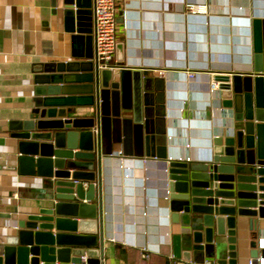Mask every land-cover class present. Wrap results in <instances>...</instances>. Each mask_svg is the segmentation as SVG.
<instances>
[{
  "label": "water",
  "instance_id": "95a60500",
  "mask_svg": "<svg viewBox=\"0 0 264 264\" xmlns=\"http://www.w3.org/2000/svg\"><path fill=\"white\" fill-rule=\"evenodd\" d=\"M51 4L61 8L70 54L64 61L34 65L31 103L22 118L9 121L7 129L12 168L20 176L41 180L45 204L15 209L24 216L0 241V264H103L102 237L80 233L78 219L102 221L97 130L104 118L105 95L119 91L126 78L134 95V122L145 133L146 155L166 160L162 208L178 226L171 241V264H236L241 249L237 230L244 220L254 232L252 247L261 243L257 236L264 230L260 21L254 20L255 55L245 76L248 80H240L236 73H214L218 84L213 107L221 109L227 122L215 134L210 154L204 160H173L165 150V79L149 75L148 70L120 67L119 80H113L114 69L98 68L93 57L88 6L82 0H51ZM84 106L92 113L82 117L77 108Z\"/></svg>",
  "mask_w": 264,
  "mask_h": 264
},
{
  "label": "crops",
  "instance_id": "0c3cea01",
  "mask_svg": "<svg viewBox=\"0 0 264 264\" xmlns=\"http://www.w3.org/2000/svg\"><path fill=\"white\" fill-rule=\"evenodd\" d=\"M115 64L148 70L165 79V150L169 159L204 160L215 134L227 122L213 107L215 72L236 73L248 80L254 64V20L261 25L264 49V0H118ZM91 11L93 3L82 0ZM207 5L206 14H191L188 4ZM60 6L51 0H0V241L15 231V209L44 206L41 180L18 175L8 123L22 118L31 103L32 69L50 60L64 61L71 51ZM83 47V46H82ZM82 50H85L84 47ZM91 51L94 57V40ZM114 69L113 80H119ZM187 72H193L190 78ZM130 79L105 95L99 134L102 152V221L78 219L80 233L103 239V264H171L172 225L163 211L166 160L148 156L145 133L134 122ZM92 108H77L88 116ZM255 156V155H254ZM96 170V169H95ZM97 171V170H96ZM98 172V171H97ZM86 191L88 182L83 184ZM262 230V229H261ZM254 232L244 220L237 230L236 264H264V230L256 248ZM263 240V241H262ZM5 242V241H4Z\"/></svg>",
  "mask_w": 264,
  "mask_h": 264
},
{
  "label": "built area",
  "instance_id": "2783aa9c",
  "mask_svg": "<svg viewBox=\"0 0 264 264\" xmlns=\"http://www.w3.org/2000/svg\"><path fill=\"white\" fill-rule=\"evenodd\" d=\"M93 3V40H94V59L98 64V68L120 69L115 64L114 54L116 51L118 39V0H92ZM187 10L193 14H206L207 5L205 4H188ZM190 78H194L193 72H187ZM217 83H212L210 90H214ZM85 262V255L81 257ZM255 260L250 259L248 264H254Z\"/></svg>",
  "mask_w": 264,
  "mask_h": 264
}]
</instances>
